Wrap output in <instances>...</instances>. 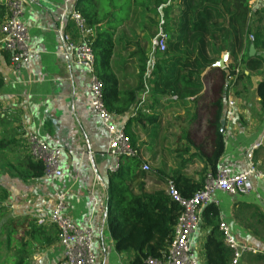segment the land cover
<instances>
[{"label": "crops", "instance_id": "crops-1", "mask_svg": "<svg viewBox=\"0 0 264 264\" xmlns=\"http://www.w3.org/2000/svg\"><path fill=\"white\" fill-rule=\"evenodd\" d=\"M75 2L25 1L22 19L30 36L29 65L14 66L9 52L0 45V78L3 80L0 86V187L8 192L4 201L7 211L19 222L48 216L56 194L65 192L70 218L78 225L94 228L98 263L131 264L134 253L119 252L109 232L111 190L116 182L110 175L113 158L107 153L106 130L90 105L89 72L65 53L62 40L63 32L79 39L70 18ZM176 9L179 12L183 5L169 12L170 24L178 17ZM219 13L210 22H215L218 29L223 27L217 34L221 33L217 37L211 35L215 26L206 34L207 66L200 71L184 67L177 75L181 80L174 87L165 83V72L160 69L156 72L152 66L155 60L163 58L162 51L152 53L159 28L155 29L153 38L146 36L145 29L137 30L147 43L144 87L138 91V103L118 119L124 123L131 121L129 128L137 139L138 155L154 172L146 181L148 192L167 193L163 180L174 174L202 182L212 170L209 159L220 134L224 151L219 164L234 172L246 169L248 154L253 150L252 160L264 171V111L257 95L258 83L264 80V50L255 48L254 54L248 53L249 58H263L258 69L249 68L247 61L242 60L245 47L236 60L224 46L230 42L225 36L226 29H231L230 13L223 4ZM4 16H0V23ZM155 19L160 24V17ZM248 21L254 29L264 27V7L252 10ZM190 49L194 50L190 53L194 60L200 54L196 46ZM224 55H228L225 67L216 66ZM159 63L163 69L161 61ZM231 65L243 74L241 79L224 78ZM116 73L121 93L136 88L138 68L132 65ZM230 101L234 103L233 109ZM222 121H225L223 131ZM26 130L33 131L49 145L62 148L64 173L61 177L55 180L45 174L41 178L26 177L32 160ZM257 143L260 145L254 148ZM253 185L248 194L217 191L215 195L219 200L216 206L220 222L228 225L238 244L257 250L256 253L245 252L238 264H264V177L254 179ZM134 190L138 192L135 186ZM201 221L192 235V247L201 264H205L203 247L210 227L204 226L203 217ZM45 231L53 241L46 243L44 237L39 238L40 242L32 240L31 264H57L62 256L58 230Z\"/></svg>", "mask_w": 264, "mask_h": 264}, {"label": "trees", "instance_id": "trees-1", "mask_svg": "<svg viewBox=\"0 0 264 264\" xmlns=\"http://www.w3.org/2000/svg\"><path fill=\"white\" fill-rule=\"evenodd\" d=\"M250 0H76L75 10L79 11L86 21L88 28L87 40L95 55V72L104 84V102L109 111L117 116L128 113L138 103V91L144 87V73L148 67L146 56L147 43L140 38L138 29L144 31L147 13L153 12L160 17L154 21L158 31L163 30L168 34L166 49L162 51V59L155 60L154 71L159 69L164 73L165 83L174 87L181 79L177 77L184 67L196 68L200 71L208 63L206 57V34L211 29V35L218 31L216 23H211L213 17L220 15V4L229 11L231 29H226L225 36L230 38L229 45L225 43L228 51L237 60V55L245 47L246 51L242 60L247 61L249 68L261 67V56L249 58L250 46L264 50V27H254L249 23L251 15ZM179 4L183 9H178L177 19L171 24L167 21L169 12ZM6 7L0 2V16H4ZM236 22L238 25H236ZM244 28H246L244 30ZM228 32L230 34H228ZM253 36V40L251 39ZM214 37V36H212ZM186 48L183 49V47ZM227 45V46H226ZM196 46L199 56L191 60L190 47ZM153 50L152 53H159ZM180 53V54H177ZM125 54V55H124ZM250 59V60H249ZM163 64L161 69L160 62ZM139 69L136 88L120 92L119 80L116 71H122L130 66ZM153 71V72H154ZM194 73H192L193 75ZM236 77V81L243 77L237 72L235 66H229L228 73L224 76ZM190 79V78H189ZM157 79L155 80V83ZM189 82V81H188ZM225 81H223V84ZM3 80L0 78V86ZM257 95L261 108L264 111V80L257 86ZM221 114V108L220 112ZM219 114V115H220ZM130 122L125 124L126 133L130 136L135 149L137 139L130 130ZM217 127L219 122L216 123ZM189 149V147H187ZM224 151L222 135L216 139L215 149L209 162L212 167L210 172L216 173L219 159ZM143 162L139 155L126 157L118 170L111 171L110 175L115 185L111 190L113 200L112 210L108 216V227L116 249L119 252L134 253L131 264H148L147 258L165 259L171 245L175 225L181 214L182 207L166 192H148L146 181L154 174L143 169ZM30 171L26 177L41 178L44 176V166L41 162L31 160ZM173 180L176 188L183 197L189 198L200 190L202 182H195L180 174L167 178ZM167 182V180H163ZM134 186L138 189L135 192ZM8 192L0 187V223L8 213L4 201ZM204 226L210 227L204 242L205 264H230L233 250L225 242V234L220 228L219 210L215 204H208L202 211ZM7 227V240L5 242L4 256L0 254V264H31L32 240L44 237L46 243L53 240L46 236L45 230H58L55 225L49 228L39 225L36 218L18 221L9 218L2 225ZM15 234L18 237H15ZM29 237V238H26ZM40 238V239H39Z\"/></svg>", "mask_w": 264, "mask_h": 264}, {"label": "built area", "instance_id": "built-area-1", "mask_svg": "<svg viewBox=\"0 0 264 264\" xmlns=\"http://www.w3.org/2000/svg\"><path fill=\"white\" fill-rule=\"evenodd\" d=\"M26 0H5L6 14L0 23V45L10 54V61L16 67L29 65L31 50L29 46L28 27L22 19ZM251 10L264 7V0H250ZM70 18L79 32V39H73L69 33L63 32L62 40L65 53L74 58L75 63L85 67L89 72L87 90L94 115L103 125L107 133V153L113 158V171L120 168L126 157L138 155L130 136L126 133L125 124L118 116L109 111L104 102V84L95 72V55L87 40L89 33L86 21L79 11L73 9ZM168 34L163 30L157 32L153 50L164 51ZM253 40V36H251ZM233 109L234 103L230 101ZM28 152L33 161L41 162L45 175L57 179L63 175L62 148L49 145L43 138L30 130H26ZM260 143L255 144L258 147ZM253 150L248 154L249 166L241 171H232L223 164H218L216 173L208 172L203 187L193 196L183 197L173 180L167 179V193L181 207L182 211L175 225L174 238L169 246L165 259L147 258L148 264H201L196 251L192 247V235L199 229L203 208L208 204H219L216 192L230 194H248L253 188L254 179L264 177L252 160ZM143 169L149 170L144 164ZM67 196L58 192L48 216L37 218L39 225H55L58 228L59 242L63 253L57 264H99L94 250V228L91 225H78L67 213ZM225 234L226 244L233 250L231 264H238L245 252L256 253L257 250L238 244L227 224L220 223Z\"/></svg>", "mask_w": 264, "mask_h": 264}, {"label": "rangeland", "instance_id": "rangeland-1", "mask_svg": "<svg viewBox=\"0 0 264 264\" xmlns=\"http://www.w3.org/2000/svg\"><path fill=\"white\" fill-rule=\"evenodd\" d=\"M147 19H146V25H145V30H146V36L148 35L149 37H154L155 32H156V27L154 26V21L156 20V16L154 15L153 12H148L147 14ZM263 28V27H261ZM152 38L150 40H152ZM11 218V212L9 211L7 214H5L4 218L1 220L0 225H2L6 220ZM7 233L8 229L7 227H2L0 226V254L4 256V249L6 248L5 242L7 240ZM15 237L17 238L18 235L15 234Z\"/></svg>", "mask_w": 264, "mask_h": 264}, {"label": "water", "instance_id": "water-1", "mask_svg": "<svg viewBox=\"0 0 264 264\" xmlns=\"http://www.w3.org/2000/svg\"><path fill=\"white\" fill-rule=\"evenodd\" d=\"M255 52V48H254V45H251L250 46V54H254ZM227 57L228 55H224L218 62H216V66H219V67H225V63H226V60H227ZM222 131L224 130V125H225V121H222Z\"/></svg>", "mask_w": 264, "mask_h": 264}]
</instances>
